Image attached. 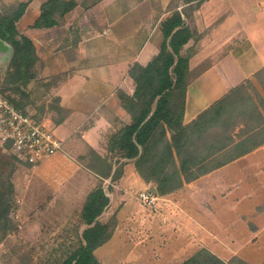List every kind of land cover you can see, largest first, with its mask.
I'll list each match as a JSON object with an SVG mask.
<instances>
[{
	"label": "crops",
	"instance_id": "0c3cea01",
	"mask_svg": "<svg viewBox=\"0 0 264 264\" xmlns=\"http://www.w3.org/2000/svg\"><path fill=\"white\" fill-rule=\"evenodd\" d=\"M22 1L28 4L16 27L35 44L44 64L40 76L64 75L47 94L60 96L61 104L71 110L60 125L44 118L63 141L64 149L30 165L33 176L42 165L61 163L67 167L64 175L59 169L54 173L62 177L64 185L85 184L87 196L96 186L98 174L82 157L88 147L105 156L109 136L130 122L117 91L132 94L130 67L135 62L145 65L158 53L162 39L159 21L170 0H156L155 4L149 0H97L89 6L83 5L84 0H74L77 5L60 24L41 28L33 23L47 0H0V15L15 10ZM187 23L198 34L196 41L187 44L195 47L191 67L202 62L208 66L187 87L185 123L264 69V0H205L188 16ZM123 161L118 181L105 178L112 181L110 194L106 192L108 208L115 206L118 219L105 244L126 233L138 244L155 228L159 259L166 264H180L202 248L224 261L237 255L251 264L264 262V211L255 213L264 199V144L185 182L184 189L193 193L189 206L175 201L171 193L166 197L172 205L155 214L142 209L136 198L134 202L130 199L133 191L152 186L137 174L131 160ZM44 180L48 182L46 177ZM31 183L32 178L16 183L25 197L19 204L23 217L39 202L26 200ZM202 194L203 201L198 198Z\"/></svg>",
	"mask_w": 264,
	"mask_h": 264
},
{
	"label": "trees",
	"instance_id": "16d2710c",
	"mask_svg": "<svg viewBox=\"0 0 264 264\" xmlns=\"http://www.w3.org/2000/svg\"><path fill=\"white\" fill-rule=\"evenodd\" d=\"M205 0H170L160 18L162 39L158 53L143 65L135 62L129 69L134 91H117L121 106L131 120L114 131L106 144L107 154L99 155L92 147L84 156L87 166L100 176L99 183L87 194L80 218L85 225L77 241L55 264H102L95 251L107 243L118 223L116 215L100 218L110 204L103 178L118 181L123 175L124 159L131 160L137 174L156 195L173 193L199 175L214 170L264 144V115L251 109L246 121L234 117L237 105L243 103L247 79L201 112L189 123L184 122L188 85L208 66L202 62L191 67L195 47L187 46L198 34L188 25L187 18ZM97 0H84L89 6ZM28 1H22L8 14L0 15V38L12 46L13 53L5 72L0 73V91L19 109L40 122L45 106L35 112L28 107L35 102L28 85L40 80L48 93L64 75L47 79L40 76L44 64L35 44L20 33L16 22L23 15ZM77 3L74 0H47L33 27L58 25ZM264 75V69L256 73ZM47 110L55 125L62 124L71 110L61 104L60 96H52ZM0 150V156H1ZM28 164V163H26ZM116 165L113 170V165ZM31 165V164H28ZM1 168V167H0ZM14 204L11 175L0 170V242L11 231L10 213ZM180 264H251L234 255L228 261L206 248L199 249ZM264 264V262L260 263Z\"/></svg>",
	"mask_w": 264,
	"mask_h": 264
},
{
	"label": "rangeland",
	"instance_id": "374dc122",
	"mask_svg": "<svg viewBox=\"0 0 264 264\" xmlns=\"http://www.w3.org/2000/svg\"><path fill=\"white\" fill-rule=\"evenodd\" d=\"M149 1L153 4L156 3V0ZM162 7L163 5L159 6V16H161ZM8 64L9 62H0V73L3 74L5 72ZM249 80L250 84L247 85L245 94V98L247 99L236 107L234 117L237 121H246L253 108L264 115V75H255V79ZM28 89L31 90L32 99L35 102L28 107L29 112H35L36 109L38 110V107L44 105V112H38V114L53 122L52 112L47 110L52 96L47 94L41 81H32L28 85ZM0 150L2 152L0 156V170L3 169L5 173H9L14 184V204L10 213L12 229L0 242V264H55L56 260L65 253L68 247L77 241L82 230L85 228V225L81 221L80 213L86 199L84 191L86 185L83 183L81 185L69 183L64 185L60 179L62 177L54 173V170L59 169V173L62 176L64 175L67 167H62L61 163L42 165L39 167V171L35 170L36 174L33 176L34 167L22 163L8 152ZM88 153L89 147L85 156ZM105 154H107V149ZM82 158V161H87L84 157ZM29 174L32 177L28 176ZM44 177L47 178L50 184L44 180ZM96 177L94 185H97L100 180L99 175ZM30 178H32V183L28 189L29 193L28 197L26 196V200L39 202L35 204L29 215L23 217V215L19 214V204L25 201V197L17 188L16 183L24 184ZM101 180L106 192L110 194L108 187L112 181L105 178ZM139 191L132 192V198L130 197V199L133 202L135 201L133 198L138 200ZM172 194H174V197L176 196L174 198L175 201L184 202L187 206H189L188 201H192L191 194L193 193L187 190V188L184 189V186ZM215 194L220 195L218 192ZM198 198L203 201L205 195L202 194ZM174 200L172 199L175 203ZM170 203L172 205L171 200ZM263 211L264 199L256 207L255 213L259 214ZM156 212L158 211H152V214ZM112 215H116L117 217L115 206L106 209L100 219L106 221ZM147 234L148 237L138 244L132 241L129 233L122 234L120 239L115 237L112 242L97 249L96 254L102 264H166L162 259H159L158 231L154 228L148 231ZM141 239L143 237H140Z\"/></svg>",
	"mask_w": 264,
	"mask_h": 264
},
{
	"label": "built area",
	"instance_id": "2783aa9c",
	"mask_svg": "<svg viewBox=\"0 0 264 264\" xmlns=\"http://www.w3.org/2000/svg\"><path fill=\"white\" fill-rule=\"evenodd\" d=\"M0 149L22 163L36 165L64 147L46 120L35 121L0 91ZM138 200L142 209L158 212L166 211L171 204L169 198L151 189L140 190Z\"/></svg>",
	"mask_w": 264,
	"mask_h": 264
},
{
	"label": "water",
	"instance_id": "95a60500",
	"mask_svg": "<svg viewBox=\"0 0 264 264\" xmlns=\"http://www.w3.org/2000/svg\"><path fill=\"white\" fill-rule=\"evenodd\" d=\"M12 46L0 38V62L8 63L12 56Z\"/></svg>",
	"mask_w": 264,
	"mask_h": 264
}]
</instances>
